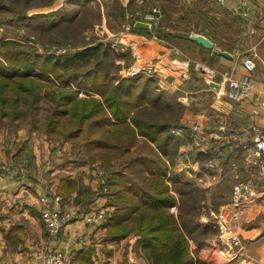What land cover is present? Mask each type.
<instances>
[{
	"label": "crops",
	"instance_id": "0c3cea01",
	"mask_svg": "<svg viewBox=\"0 0 264 264\" xmlns=\"http://www.w3.org/2000/svg\"><path fill=\"white\" fill-rule=\"evenodd\" d=\"M158 2L163 10L160 29L152 32L136 28L115 42L109 40L112 35L108 36L107 42L118 45L119 52L129 51L133 56L129 67L124 58L115 61L119 75L138 76L132 73L138 56L143 58L145 52H153L145 61L151 65L147 71L154 74L157 88L155 95L151 94L154 98L140 105L172 110L168 118L150 119L170 127L156 143L148 141L168 166L169 185L172 174L182 183L200 182L202 187L213 190L232 178L233 188L242 174L246 177L251 162L257 158L253 139L246 134L253 126L264 129V0H226L224 5L214 0H169L176 2L173 9L168 0ZM196 35L206 37L213 48L191 38ZM217 50L229 53L232 58L219 55ZM246 57L256 64L253 72L243 66ZM228 76L250 77L255 91L240 103L229 100L223 95ZM207 80L219 84V89H214ZM81 92L82 98L94 94L86 92L82 96ZM94 97L102 99L98 93ZM155 97L159 99L154 100ZM193 124L202 126L203 131L193 133L190 128ZM180 127L185 129L183 136L171 133L173 128ZM141 138L138 137V144ZM68 146L70 142H53L45 136L35 138L25 130L11 133L0 127V161L10 164V169L6 167L0 177V264H45L49 252L65 254L68 264H149L142 254L140 235L118 237L111 232L113 224L125 225L133 218H124L126 205L110 188L117 169L113 167L109 174L110 170L95 166L96 161L93 165L86 160L59 158L60 152L69 151ZM215 158L219 164L211 170L209 162ZM115 160L119 158L109 164ZM121 161L124 164L123 158ZM104 175L108 176L106 192L101 182ZM261 184L239 206L236 217L228 215L225 219L223 213H218L215 220L220 222L207 219L201 222L204 226L216 224L220 230L201 249V259L212 251L211 257L219 264L217 260L222 255L219 252L223 243L229 242L227 230H230L244 241L235 264H264V181ZM54 195L61 196L69 208L88 216L97 208L103 209L105 219L87 226L86 234L82 232V222L75 221L64 228L57 240H49L41 221L40 198ZM230 203L231 197L227 204ZM177 207L174 204L170 209L175 215Z\"/></svg>",
	"mask_w": 264,
	"mask_h": 264
},
{
	"label": "trees",
	"instance_id": "16d2710c",
	"mask_svg": "<svg viewBox=\"0 0 264 264\" xmlns=\"http://www.w3.org/2000/svg\"><path fill=\"white\" fill-rule=\"evenodd\" d=\"M93 7L89 0H70L69 10H56V21L50 28L71 24ZM119 51L111 41H101L64 54H37L34 58L19 52L8 55L6 64L0 62V119L12 116L16 128L27 124L35 130L46 127L50 136L63 141L82 139L85 147L99 146L105 163L123 158L124 167L113 173L110 188L126 205L124 218L133 217L136 224L132 229L113 224L112 234L140 235L154 264H195L189 246L198 251L207 243L201 237L220 230L216 224L204 226L196 220L203 192L200 187L182 183L172 174L171 184L167 183L168 166L148 141L156 143L169 132L170 125L157 124L158 120L142 115L150 107L141 105L155 95L154 74L123 78L119 67L116 73L110 71L117 59L124 58L126 67L133 62L131 52ZM80 91L98 93L102 99L94 94L79 97ZM45 103L51 106L42 120ZM139 136L147 139L142 146ZM126 178L130 182H124ZM174 204L178 206L176 215L170 211Z\"/></svg>",
	"mask_w": 264,
	"mask_h": 264
},
{
	"label": "rangeland",
	"instance_id": "374dc122",
	"mask_svg": "<svg viewBox=\"0 0 264 264\" xmlns=\"http://www.w3.org/2000/svg\"><path fill=\"white\" fill-rule=\"evenodd\" d=\"M69 1L70 0H0V62L6 64L8 55L16 52L25 55L27 58H34L37 54L47 56L51 54H64L71 51H80L90 44L96 45L102 40L107 42V38L109 35H112L109 40H113V42H115L119 39H123L124 33H132L136 29L134 26L135 23L137 21H146L145 16L151 13L155 8L160 10L159 20L158 23L154 24L150 31L155 32L157 29H160L162 27L163 10L162 5L160 4V2H158V0H128V2L126 0H96L97 3L96 1L94 3L93 0H89V2H93L95 7L83 11L80 18L76 19L75 22L66 24L62 27L54 26L50 28L51 23L56 21V18L54 19V17H56L55 14L57 15V13H55L56 10H59L61 8L68 9ZM214 1L217 4L221 5L217 0ZM168 4L170 5V9H173L176 2L171 3L168 0ZM69 12L72 14L74 13V11H68L67 13ZM127 37L128 36H126V40H124L129 44V40ZM14 44H17V46ZM156 54L157 51L155 55ZM194 64L197 68L198 64L195 62ZM117 70L118 65L113 64L110 68V71L114 73H116ZM81 94L82 96H84L87 93L82 91ZM50 106V103H45L43 105V109L41 110L42 112L40 114L42 120H44V116L48 114L47 109ZM169 112H172L170 108L152 107L149 108V110L144 111L142 115L154 119H164L169 117ZM13 119L14 118L12 116L4 118L2 117L0 119V127H3L8 131L10 130L11 133L25 130L35 138H41L42 136H45L47 140H52L53 142L63 141V139L56 138L55 136H50L49 134L51 133L46 127L41 130H35L27 124L16 128ZM63 142H70L71 146L67 147V150L69 151H66V153L63 151L60 152L59 158H75L79 161L86 160L93 165L96 161L95 166L97 165L98 167L107 170V172L113 167H115L117 170L119 168H122L123 163L121 161V158H119V160H115L112 164L105 163L103 161V154L100 155L103 150L99 146L85 147V141L82 139H80L79 141L64 140ZM142 145H144L143 138H141L139 141V146ZM215 161L217 162L218 166L219 162L215 158L212 159L211 162H209V169L214 170L217 168L211 167V165ZM9 166V163L0 161L1 170L6 169V167ZM250 166L251 167L249 168V171L247 172L245 178H243L242 174V179L247 180L242 181L241 179L233 188L232 178H228L227 181L223 182L221 186L216 187V189L214 190L202 187V183L200 182H198L197 184H193L203 190L200 197V206L196 211L197 221H199L200 223L206 222V219L208 220V222L217 221L218 219L215 220V217L218 216V213H223L225 215V219L228 215L233 218L237 216L239 206H241V204L245 202V200L251 195L252 191L256 187L262 185L261 183H263L264 181V176L260 174L258 166ZM125 171L128 173L127 167ZM107 172L103 171L104 174H106ZM108 173L110 174L111 170ZM107 178L108 176H103L105 182L102 186V189L104 192H106L104 190V187H107L108 184ZM124 182H130L129 178H126ZM251 184L252 186L249 187ZM238 186L246 188L244 190L241 189V193L239 195H237V193L235 194V190ZM230 197L231 203L227 204V202L230 200ZM62 200L63 202L60 205L59 210H66L69 211V213L76 211L73 209V207H70V209L69 206L64 203L63 198ZM175 212L177 214L178 207ZM192 214L194 215V211L192 212ZM223 219L224 218H222V225L225 223V219ZM41 221L43 224L42 215ZM218 221L220 222V220ZM135 224V218H131V221L125 224L126 226H122V229H124V227L132 229L131 227H134ZM225 226L227 227V224ZM43 227L45 229L44 224ZM64 228L53 240H57L59 238ZM227 232L229 233V236L230 234H232L230 230H227ZM217 235L218 233L209 232L207 234L208 237H201V240L208 243L210 239L216 237ZM233 235L237 238L230 239L229 242L223 243V245L221 246L222 250L219 252V255H222L220 256L221 258L218 257L217 260L219 264H235V260L238 258L237 252L244 248V241L242 237L235 233H233ZM201 249L196 251L192 248V244L189 246V251L195 260V264H201V261H203L205 264H215L213 258L211 257L212 251H210L211 255H208V253H206L208 255L206 259H201ZM142 254L147 259L149 264H154L149 254L147 253L146 248L143 246ZM198 260L200 261L198 262Z\"/></svg>",
	"mask_w": 264,
	"mask_h": 264
},
{
	"label": "built area",
	"instance_id": "2783aa9c",
	"mask_svg": "<svg viewBox=\"0 0 264 264\" xmlns=\"http://www.w3.org/2000/svg\"><path fill=\"white\" fill-rule=\"evenodd\" d=\"M221 5H224L226 0H217ZM245 3H243L244 5ZM247 5V3L245 4ZM160 15V10L155 8L151 13L145 16L146 21H137L136 24L139 22H143L148 25V30H151L154 24L158 23ZM146 56L140 58L138 56V61L136 62V67L133 69L132 73L140 75L145 71L151 68L150 63L145 61L148 56L152 55L153 52L148 51L145 52ZM243 66L248 72H253L256 69V64L252 58H244L243 59ZM255 91V85L252 82L250 77L245 78H236L232 76H228L227 79V88L226 91L223 92L229 100L233 102L240 103L246 99H248L253 92ZM191 131L193 133H201L203 131L202 126L198 124H193L191 127ZM171 133L175 136H183L185 133V129L183 127L180 128H173ZM250 135L252 137V148L256 150L257 158L255 161L251 162V164L255 167L258 166L260 170V174L264 176V129H261L258 126H253L251 131L246 134V136ZM245 148H248V144H244ZM212 168L217 167V162L215 161L212 165ZM1 170V169H0ZM5 170L2 169L0 171V177L2 176ZM102 184H104V179H101ZM252 185V184H251ZM251 185L249 187H251ZM241 189H246L245 187L238 186L235 190V194L239 195L241 193ZM106 195V199H107ZM63 200L60 196L54 195V197L50 196H42L40 198V203L42 205L41 215L43 224L46 229L47 237L49 239H55L60 231L70 223L75 221L82 222L84 229L82 232L84 234L87 233V226L95 225L100 221L105 219L106 214L103 212V209H96L91 213L90 216L88 214H83L78 211H74L69 213L66 210H57L56 207L62 204ZM233 234H230V239H236ZM45 264H67L66 255L63 253L57 252H49L45 256Z\"/></svg>",
	"mask_w": 264,
	"mask_h": 264
},
{
	"label": "water",
	"instance_id": "95a60500",
	"mask_svg": "<svg viewBox=\"0 0 264 264\" xmlns=\"http://www.w3.org/2000/svg\"><path fill=\"white\" fill-rule=\"evenodd\" d=\"M136 28H143V29H148V25L143 23V22H139L136 24ZM193 40L199 42L200 44H202L203 46H205L206 48H213V44L212 42H210L206 37L204 36H201V35H196V36H192L191 37ZM217 53L221 56H224L226 58H232V56L227 53V52H224V51H221V50H217ZM209 82V84L216 90L219 89V84L215 83L214 81H211V80H207Z\"/></svg>",
	"mask_w": 264,
	"mask_h": 264
}]
</instances>
